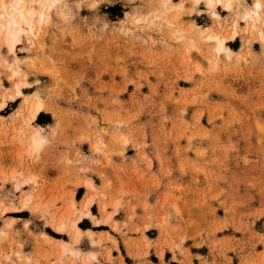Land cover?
I'll use <instances>...</instances> for the list:
<instances>
[{
  "label": "rangeland",
  "instance_id": "374dc122",
  "mask_svg": "<svg viewBox=\"0 0 264 264\" xmlns=\"http://www.w3.org/2000/svg\"><path fill=\"white\" fill-rule=\"evenodd\" d=\"M36 9L35 34L0 37V264H264V0ZM87 201L122 250L82 220L76 239Z\"/></svg>",
  "mask_w": 264,
  "mask_h": 264
},
{
  "label": "bare ground",
  "instance_id": "6f19581e",
  "mask_svg": "<svg viewBox=\"0 0 264 264\" xmlns=\"http://www.w3.org/2000/svg\"><path fill=\"white\" fill-rule=\"evenodd\" d=\"M54 1L55 0H0V37H3L4 42L7 43L10 50H14L18 46V44L21 42V37H22L23 33L27 32V34L28 33L35 34V29L37 26L36 25L37 19H38V21H41L47 17V14L45 11H42V10L38 11L36 9V3L47 4V3H52ZM233 1L234 0H207L208 4L211 5V7L212 6L216 7L219 4H223L226 8H229V9L233 6ZM260 5H261L260 1L257 2L256 6L259 7ZM51 6H52V4H51ZM40 8H41V6L39 7V9ZM44 10H46V9H44ZM213 10H214V14L218 15L217 9H213ZM196 28H197V26L195 27V29ZM205 45L208 48L210 45H212L215 48V50L220 52V53H221V51H224V50L229 51V48L227 47V45L225 43V38H222L218 34L208 35L206 37V40H205ZM194 47H197V46L194 45ZM18 92H20L19 86H18ZM6 105H7L6 101H2L0 103V109L1 110L4 109L6 107ZM42 109H43V105H42L41 101L40 100L36 101L33 104V106L31 107L32 117L36 118L39 115V113L42 111ZM36 134H37V136L40 137L39 132H37ZM33 143H34V146L36 148H38L39 145H41L40 144L41 139L35 138L33 140ZM32 147H33V145H32ZM28 199L29 198H27L26 201H28ZM75 203H76V201H75ZM90 204H91L90 201H87L85 204V208L87 209L86 213H82V212L81 213H72L70 211L67 214L68 217H70V221H71L72 226L76 229V234H77L76 239H78V237L81 236V230L78 226V223L85 217L84 215H86V216L91 215V212L89 210ZM70 207H71V209L74 208V203H72V205ZM66 224H67L66 223V216L61 217L60 221L58 223V226H57L58 231H62L65 228ZM75 254H76V252H75Z\"/></svg>",
  "mask_w": 264,
  "mask_h": 264
},
{
  "label": "crops",
  "instance_id": "0c3cea01",
  "mask_svg": "<svg viewBox=\"0 0 264 264\" xmlns=\"http://www.w3.org/2000/svg\"><path fill=\"white\" fill-rule=\"evenodd\" d=\"M248 3H250V2H253V0H246ZM5 117H7L8 115H4ZM94 180H95V178L94 177H92ZM113 178V177H112ZM113 180V179H112ZM96 181V180H95ZM97 183V182H96ZM98 184V183H97ZM86 193V188L85 187H83V186H78V187H76L75 188V196H76V199L77 200H81L82 199V197H79V194H81V196H84V194ZM135 203H136V201H134ZM91 209H92V212H94L95 214H97V215H99V213H98V208H97V204H95V205H92V207H91ZM96 210V211H95ZM136 212L137 213H140V212H142V208H141V206L140 205H137L136 206ZM97 212V213H96ZM124 212H123V210H120L116 215H115V218H117L118 220H122L123 218H124ZM12 216H14V217H16L18 220H17V222L15 223V226H14V229H16V230H18L19 231V233L21 234L22 232V223H23V220H25V219H27V217H26V215H25V213H24V211H20V212H13V214H12ZM86 217V216H85ZM85 222H87V223H89V225L87 224V225H85L84 227L81 225V227L83 228V229H87V228H90V229H92V230H94V231H96V232H101V231H109L110 233H111V235H113V236H115L116 237V239H117V242H118V248L119 249H121V244H122V242H123V239H122V237H121V235H119V234H116V233H113L110 229H103V228H99V229H95V227H101V225H99V226H96L91 220H89V219H85V220H82V222H81V224L82 223H85ZM2 224V220H1V218H0V225ZM31 225H33V220H32V223H31ZM104 225V224H103ZM104 226H106V225H104ZM109 227V226H108ZM148 232H149V230L146 232V234H147V236L149 237V234H148ZM134 237H140V235L138 234V235H133ZM65 239V238H64ZM68 240V239H67ZM84 243H86V244H89L90 242H89V239L85 236L83 239H82V241H81V245H83ZM110 243H108V246H112V254H113V256H117V248L114 246V245H109ZM27 245H28V243H27ZM89 249H93V250H99L98 249V246H92L91 245V243H90V247H89ZM88 250V249H87ZM122 250V249H121ZM78 264H80V263H78Z\"/></svg>",
  "mask_w": 264,
  "mask_h": 264
},
{
  "label": "trees",
  "instance_id": "16d2710c",
  "mask_svg": "<svg viewBox=\"0 0 264 264\" xmlns=\"http://www.w3.org/2000/svg\"><path fill=\"white\" fill-rule=\"evenodd\" d=\"M43 114H44V113H41V114L39 115L38 120L41 118V116H42Z\"/></svg>",
  "mask_w": 264,
  "mask_h": 264
}]
</instances>
